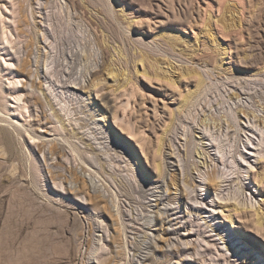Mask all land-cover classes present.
Wrapping results in <instances>:
<instances>
[{
	"label": "rangeland",
	"instance_id": "1",
	"mask_svg": "<svg viewBox=\"0 0 264 264\" xmlns=\"http://www.w3.org/2000/svg\"><path fill=\"white\" fill-rule=\"evenodd\" d=\"M148 263L264 264V0H0V264Z\"/></svg>",
	"mask_w": 264,
	"mask_h": 264
},
{
	"label": "bare ground",
	"instance_id": "2",
	"mask_svg": "<svg viewBox=\"0 0 264 264\" xmlns=\"http://www.w3.org/2000/svg\"><path fill=\"white\" fill-rule=\"evenodd\" d=\"M25 17V16H24ZM23 19V18H22ZM19 23V22H18ZM7 41V40H6ZM8 43V42H7ZM4 61V60H3ZM6 60L4 61V64H5ZM20 63V62H19ZM27 63V62H26ZM24 65H25V60H23L21 62V64L19 65V68L22 70L24 68ZM7 70V69H6ZM7 132V131H6ZM7 135V134H6ZM153 214L149 215L150 217V222H151V225L153 226V230L154 232L153 233H149V245L151 247V251L152 252L153 250L155 249H159V248H162L163 247V244H160L158 243L157 240H163V237H162V234H165L168 232L167 230V227L165 225V219L162 217V211L159 209V207L157 205H154L153 206ZM163 251V250H161ZM163 253V252H162ZM147 258V256H146ZM145 258V259H146ZM152 258V257H151ZM150 263V262H149ZM148 263V264H149Z\"/></svg>",
	"mask_w": 264,
	"mask_h": 264
}]
</instances>
